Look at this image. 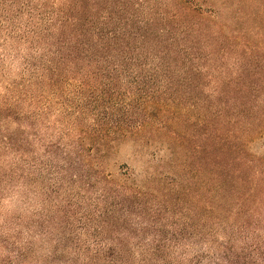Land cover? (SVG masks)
Here are the masks:
<instances>
[{"label": "rangeland", "instance_id": "obj_1", "mask_svg": "<svg viewBox=\"0 0 264 264\" xmlns=\"http://www.w3.org/2000/svg\"><path fill=\"white\" fill-rule=\"evenodd\" d=\"M24 1H0V18L7 20L0 26V264H156L165 255H178L164 244L173 239L171 230L191 220L197 224L192 199L202 182L210 189L215 127L257 131L252 153L264 151V45L242 34L264 22L237 20L239 0ZM34 3L43 6L37 10ZM213 7L225 10L227 26L210 36H188L199 59L194 67L168 62L164 70L171 77L155 94L166 111L142 125L177 136L187 147L192 170L181 177L192 183L177 191L168 184L170 176L158 178L154 190L139 169L152 153L166 155L164 143L173 142L159 139L154 146L130 136L140 127L133 125L129 109L118 114L123 109L103 105L98 77L88 74L98 65L85 63L64 72V79L55 76L61 66L51 55L58 50L56 38L44 39L52 37L48 26L31 14L61 18L59 30L76 27L84 39L121 26L165 31L174 37L172 52L175 35L185 43L187 32L215 19ZM178 68L190 77H179ZM82 147L99 165L87 170ZM135 166L139 181L123 187L121 175ZM169 169L166 162L158 171Z\"/></svg>", "mask_w": 264, "mask_h": 264}, {"label": "trees", "instance_id": "obj_2", "mask_svg": "<svg viewBox=\"0 0 264 264\" xmlns=\"http://www.w3.org/2000/svg\"><path fill=\"white\" fill-rule=\"evenodd\" d=\"M27 2L35 1L25 0L23 4ZM234 3L233 13L237 20H255L258 24L264 22V0H239ZM34 5L37 10L43 6ZM210 10L215 19L201 29L187 32L185 43H180V35H175L176 50L172 52L173 49L168 46L170 39L173 40L174 37H170L165 31L149 33L121 26L110 34H102L100 37L94 33L90 39H84L83 33L76 27L70 31L59 30L63 29L61 18L47 17L42 11H39L40 16L31 14V18H40L48 26V33L52 37L43 35L44 39L56 38L58 50L51 55L53 54L52 59H59L61 66L55 76L64 79V72L70 71V68L76 71V68L85 63H93V67L98 65L92 71L89 70L88 74L98 77L99 85L103 88V105L110 109H123L118 114H124L129 109L132 113L128 116L135 117L133 125L140 127L130 131V136L147 138V143L154 146L160 141L173 142V145L164 143L167 148L162 152L167 151L168 154L157 156L155 152L152 156L149 155L144 163L146 165H143L144 169L137 166L127 168L121 175L123 187H127L130 180L139 181V169L146 172L145 182L151 189H156L153 181L158 178L169 180L170 176L171 182L167 183H172L177 191L184 189L182 185L189 190L188 185L189 182L192 183V179L184 181L185 178L181 176H186L192 170L188 164L192 155L190 151L177 141V136H169L157 127L142 125L149 123V116H157L159 112L166 111V103L155 94L171 77L164 70L168 67V62L174 61L175 67L181 64L184 67H194L199 59L193 52L195 41L193 38L188 39V36L198 33L210 36L215 30H223L227 26L224 9L213 7ZM70 11L69 21L75 15L74 10ZM6 22V19L0 18V26ZM242 34L253 35L256 42L261 39L264 45V25L246 28ZM204 45H210L208 37ZM171 56L173 59H169ZM176 70L179 77H190L189 73L186 74L187 71L180 68ZM149 82L152 84H147ZM126 98L128 101L133 99V102H125ZM119 127H122L121 123ZM256 133L257 131L243 133L234 128L215 127L210 189L208 192L202 182L198 197L196 200L192 199L197 224L191 220L171 230L173 239H167L164 245L168 250L174 249V253L177 250L180 252L178 255H165L156 264H264V151L261 154L255 151L252 153L251 138ZM261 134L263 138L264 130ZM80 153L88 165L87 170L99 165V160L87 147H82ZM166 162L170 164L169 171L166 174L159 172L160 166H164ZM185 193L189 198L188 193ZM193 197L191 194V198ZM189 202L190 200L185 201V204ZM185 210L188 215L189 207ZM186 235H190L191 239H181ZM160 247L161 244L157 245L158 249Z\"/></svg>", "mask_w": 264, "mask_h": 264}]
</instances>
